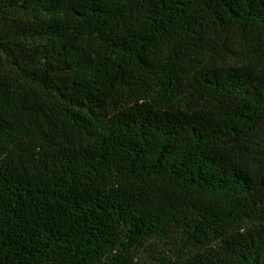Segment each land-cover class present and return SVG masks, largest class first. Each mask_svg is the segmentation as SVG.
<instances>
[{
	"label": "trees",
	"instance_id": "trees-1",
	"mask_svg": "<svg viewBox=\"0 0 264 264\" xmlns=\"http://www.w3.org/2000/svg\"><path fill=\"white\" fill-rule=\"evenodd\" d=\"M0 264H264V0H0Z\"/></svg>",
	"mask_w": 264,
	"mask_h": 264
}]
</instances>
